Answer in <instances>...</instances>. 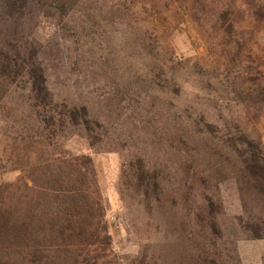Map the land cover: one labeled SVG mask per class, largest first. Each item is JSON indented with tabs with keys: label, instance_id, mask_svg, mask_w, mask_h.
Instances as JSON below:
<instances>
[{
	"label": "rangeland",
	"instance_id": "rangeland-1",
	"mask_svg": "<svg viewBox=\"0 0 264 264\" xmlns=\"http://www.w3.org/2000/svg\"><path fill=\"white\" fill-rule=\"evenodd\" d=\"M63 1L62 7L45 5L35 30L36 21L28 20L19 35L39 41L55 95L86 104L106 124L92 143L84 131L62 136L41 125L51 150L62 144L93 159L122 263L177 264L185 249V214L195 213L209 195L223 204L225 227L211 252L264 264V238L247 239L243 230L246 221H264V201L244 181L239 152L229 141L247 133L264 148V85L249 82L264 72V24L246 14L247 47L226 54L189 15L185 0ZM37 103L19 90L0 107V183L19 177L14 166L18 153L27 151L19 137L30 143L36 135L43 113ZM136 156L162 184V201L150 213L129 186ZM113 216L126 223H114Z\"/></svg>",
	"mask_w": 264,
	"mask_h": 264
},
{
	"label": "trees",
	"instance_id": "trees-1",
	"mask_svg": "<svg viewBox=\"0 0 264 264\" xmlns=\"http://www.w3.org/2000/svg\"><path fill=\"white\" fill-rule=\"evenodd\" d=\"M48 3L65 4L62 0H0V107L23 90L33 95L43 110L31 142L19 137L27 151L18 153L14 166L18 179L0 183V264H123L113 249L93 159L74 154L62 144L58 150H51L41 125L47 129L53 126L62 136L69 129L84 131L90 143L97 137L95 130L106 125L86 104L55 95L41 61L39 41L19 35L28 20L36 21L35 30L37 14ZM185 6L191 17L215 35L226 54L238 55L247 47L246 14L264 24V0H185ZM258 76L249 82L255 86L261 80L264 85V72ZM23 81L26 85L20 86ZM260 92L264 97V89ZM204 124L212 126L210 122ZM229 141L239 152L244 181L254 190L253 196L264 201L261 141L247 133ZM129 169L133 176L130 188L141 195L139 203L152 212L163 193L157 171L141 156L130 162ZM223 213V204L206 195L195 213L185 214V235L181 238L185 249L179 253L177 264H241L231 254L223 258L218 250L211 252L212 247L219 248L218 240L224 239ZM243 228L251 235L247 239L264 238V221H246Z\"/></svg>",
	"mask_w": 264,
	"mask_h": 264
},
{
	"label": "built area",
	"instance_id": "built-area-1",
	"mask_svg": "<svg viewBox=\"0 0 264 264\" xmlns=\"http://www.w3.org/2000/svg\"><path fill=\"white\" fill-rule=\"evenodd\" d=\"M111 220L116 224H125L126 221L123 218H118L116 216H113Z\"/></svg>",
	"mask_w": 264,
	"mask_h": 264
}]
</instances>
